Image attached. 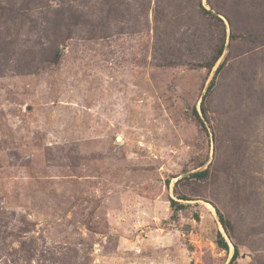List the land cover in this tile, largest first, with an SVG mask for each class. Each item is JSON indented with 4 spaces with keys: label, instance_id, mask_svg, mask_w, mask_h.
I'll list each match as a JSON object with an SVG mask.
<instances>
[{
    "label": "rangeland",
    "instance_id": "rangeland-1",
    "mask_svg": "<svg viewBox=\"0 0 264 264\" xmlns=\"http://www.w3.org/2000/svg\"><path fill=\"white\" fill-rule=\"evenodd\" d=\"M2 1L0 264H264V0Z\"/></svg>",
    "mask_w": 264,
    "mask_h": 264
},
{
    "label": "trees",
    "instance_id": "trees-1",
    "mask_svg": "<svg viewBox=\"0 0 264 264\" xmlns=\"http://www.w3.org/2000/svg\"><path fill=\"white\" fill-rule=\"evenodd\" d=\"M3 2L5 3V5L7 4V1H2V5L4 6ZM207 2L209 3V0H207ZM198 8L200 10V15L201 17L204 18V20H207V21H211V20H215L217 22H220L221 20L215 16L213 13H211V11H206L202 6H201V3H199L198 5ZM5 10V8H4ZM67 16H65L63 19H60L59 22L58 20H56V23H55V26L56 28H59L60 25L63 24V28H64V22L66 21H74L76 22L79 18V11H72L70 9L67 10ZM154 17L156 19H154V22L155 23H159V20H158V15L154 12L153 13ZM62 18V17H60ZM62 20H65V21H62ZM74 22H71L73 25H76V23ZM169 28L171 26L167 25ZM167 34H164V31L163 30H160V31H157L155 32V36H154V40H155V43H154V50L157 52V45L161 51L162 49V46L165 45L164 47V52L165 54L170 55V52H169V48H168V45H167V42L164 41V36H166ZM173 37H174V34H172ZM224 40H225V35H224V32H222V35L219 39V43L217 44V46L212 50L213 51V55L211 56L210 59H203L201 62H199V64H202L203 67H206L208 69H211L214 64L219 60V58L221 57L222 53H223V50H224ZM56 56H55V59L58 58V54H59V51H56ZM167 57V56H166ZM165 57V59H166ZM166 64H173L172 62H169V63H166ZM164 66V65H163ZM222 67V63L217 67L215 73ZM1 74V73H0ZM213 83V82H212ZM212 83H210V85L208 86L207 90H209L212 86ZM206 175V171H201V172H198V173H194L192 174L193 177L195 178H203L205 177ZM186 200V199H184ZM174 204V203H173ZM176 204V203H175ZM181 206V205H179ZM217 216H218V219L220 221V223L223 225V227L227 230L228 229H231L229 228L230 225H228V223L224 220L223 216L220 214L219 211H217ZM217 245L218 247L224 249V250H227L228 249V246H227V243L224 241L223 237L221 236L220 233H218L217 235ZM239 257V251H238V248L236 245H234V248H233V253H232V257L230 259V261L228 262V264H235V262L237 261Z\"/></svg>",
    "mask_w": 264,
    "mask_h": 264
},
{
    "label": "water",
    "instance_id": "water-1",
    "mask_svg": "<svg viewBox=\"0 0 264 264\" xmlns=\"http://www.w3.org/2000/svg\"><path fill=\"white\" fill-rule=\"evenodd\" d=\"M119 139V137L117 138V140Z\"/></svg>",
    "mask_w": 264,
    "mask_h": 264
}]
</instances>
